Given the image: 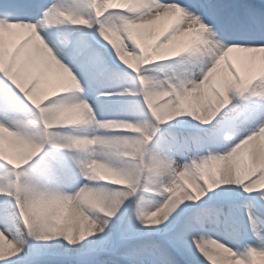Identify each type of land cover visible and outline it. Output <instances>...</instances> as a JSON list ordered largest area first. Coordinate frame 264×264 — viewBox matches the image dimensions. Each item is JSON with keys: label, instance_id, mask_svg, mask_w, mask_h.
<instances>
[{"label": "clouds", "instance_id": "9594fccd", "mask_svg": "<svg viewBox=\"0 0 264 264\" xmlns=\"http://www.w3.org/2000/svg\"><path fill=\"white\" fill-rule=\"evenodd\" d=\"M34 7L14 20L10 0L0 3V25L27 33L21 47L44 58L31 81L0 64V81L26 102L0 119V171L11 177L0 195L12 202L0 226V264H38L37 250L115 249L133 234L160 231L185 205L207 209L192 235L194 259L264 264V5L242 6L248 16L234 27L191 0ZM169 23L148 51L145 37ZM79 42L105 60L103 81L79 69ZM239 55L242 73L231 64ZM224 65L232 78L219 90L213 83ZM224 186L249 194L242 214L212 203Z\"/></svg>", "mask_w": 264, "mask_h": 264}, {"label": "rangeland", "instance_id": "374dc122", "mask_svg": "<svg viewBox=\"0 0 264 264\" xmlns=\"http://www.w3.org/2000/svg\"><path fill=\"white\" fill-rule=\"evenodd\" d=\"M193 3H195L197 6L199 2H202L201 0H191ZM69 3L71 6L75 7L79 5V2L76 0H69ZM170 24V23H169ZM168 24V26H169ZM23 33H14L11 35L10 39H13L12 41L15 43L17 42L20 38L22 40L26 39V35L22 36ZM22 36V37H21ZM162 36H160V32H155V34L151 37L146 36L144 44L151 51V49L156 45V43L161 39ZM11 41V42H12ZM10 42V45H11ZM8 42L0 41V48L1 49H6ZM155 43V44H154ZM32 46V45H31ZM26 46L23 47L22 51L18 53V58L14 61V67L15 69H18L19 71L22 70L23 65L26 67L29 62L36 64L34 66L28 65L29 70L27 73L22 75V77L26 81H31L33 79L39 78L40 77V71L36 72V66L38 62L40 64L44 63V58L41 55L40 57H37L34 61H28L26 59L28 51L26 50ZM7 51V50H5ZM5 58V59H4ZM3 58V65H5L6 62H8L6 56L4 55ZM41 58V59H40ZM241 58V57H240ZM237 61V62H236ZM13 61H9L8 63L11 64ZM42 62V63H41ZM237 66H240L239 61H238V56L233 57L231 59V64L234 66V63ZM238 63V64H237ZM27 64V65H26ZM44 65V64H43ZM24 69V68H23ZM226 76L229 78L232 76H229L231 73V70L228 68L227 65L223 66V70H221ZM237 71V70H236ZM238 72V71H237ZM55 76V75H54ZM50 75L49 79H42L41 84H40V90L41 91H46L48 88L51 86V83L53 81V77ZM31 78V79H30ZM213 87L219 89V90H224L223 87L219 86L217 79L213 83ZM113 106H119V105H113ZM25 108V104L21 102L20 109L19 111H23ZM2 119V118H1ZM4 171H0V186H2L4 179L9 180V177H5ZM2 175V176H1ZM225 190H228L227 188H224ZM234 191H224L221 192L217 198L212 201V203H221L227 202L229 206L232 207L233 211L240 215L243 212V209L239 208L235 204V200H238L241 198L240 194L243 192L241 188L238 186H235ZM249 194L243 193L242 198L245 199ZM252 195H257V194H252ZM5 199L4 196L0 195V200ZM221 204V205H222ZM226 205V204H225ZM261 213L264 214V209H261ZM168 239L169 237L165 235L162 232L159 231H150L146 233L145 235H133L130 236L126 241L120 243L115 249H107V248H102L96 245H89L86 248L83 249H78V247H69L67 249L64 248H56V249H48V250H37V257H38V263L40 262H46V263H51V264H133V261L131 259H125L124 256L121 255V252L127 250L128 254L130 256H135L138 260H142L145 262V264H160V258L159 256L152 250V248L146 245H140L136 244L139 243L140 241L143 240H148V242H152V245L157 244V243H163L168 247L169 249H172L174 251H177L181 256H178V254H175L174 251H169L170 257L173 261V264H190V258L185 256L180 250L172 247L170 244H168ZM136 242V243H135ZM132 246V247H131ZM134 247V248H133ZM133 248V249H132ZM73 253H68L72 252ZM183 257V259H182ZM204 261V264H209L208 261H206L202 256L200 257Z\"/></svg>", "mask_w": 264, "mask_h": 264}, {"label": "snow or ice", "instance_id": "6c2138e0", "mask_svg": "<svg viewBox=\"0 0 264 264\" xmlns=\"http://www.w3.org/2000/svg\"><path fill=\"white\" fill-rule=\"evenodd\" d=\"M9 11L14 20H18L27 19L36 9L29 3V0H13ZM199 11L209 18L215 17V20L225 27L235 26L236 22L226 15L224 8L218 3V0H206V3L199 6ZM4 15L5 13L0 11V19ZM6 22L10 23L11 21ZM74 56L81 71L94 76H97L95 74H99L97 77L101 78V81H103L102 77H105L110 72L103 57L93 51L85 42L78 43ZM3 83L5 87L0 90V114L4 118L16 114L20 109L21 102H24L25 105L26 102L15 88L5 82ZM224 191L234 190H222V192ZM11 203L7 198L0 200V226H3L2 222L9 218ZM206 212L207 209L202 206H182L159 231L171 238L168 239V244L190 258V264H204V261L198 255L195 259L193 258L194 245L192 244V235L205 218ZM119 219L118 217L117 221H113V226L119 222ZM150 247L159 256L160 264H173L168 247L165 244L157 243ZM33 254L35 255V251Z\"/></svg>", "mask_w": 264, "mask_h": 264}, {"label": "bare ground", "instance_id": "6f19581e", "mask_svg": "<svg viewBox=\"0 0 264 264\" xmlns=\"http://www.w3.org/2000/svg\"><path fill=\"white\" fill-rule=\"evenodd\" d=\"M76 1H78L79 2V4L82 2V0H76ZM171 26V24H169V26H168V24H166V25H163V26H160L159 28H157L153 33H151V34H149V35H147L148 37H151V36H153L154 34H155V32H160V36H162L168 29H169V27ZM23 33V35L22 36H27V33H25V32H23V31H14L13 29H11L10 27H5L4 25H0V41H1V39H2V41H4V42H8L7 44V47H6V49H1L0 48V64H2L3 62V58H4V55L6 56V58H7V60H8V62L9 61H13L11 64H14V61L19 57L18 56V53L20 52V51H22V47H21V45L23 44V42L25 41V40H22L21 38L17 41V42H13L12 40L13 39H10L11 37V35H13L14 33ZM21 36V37H22ZM12 41V42H11ZM10 42H11V45H10ZM155 44V43H154ZM26 46V45H25ZM5 50H7V51H5ZM26 50L28 51V53H27V56H26V59L28 60V61H34L35 62V59H37V57H40L41 55H42V53H40V52H38L37 50H35L32 46H31V44H28L27 45V47H26ZM148 51H149V49H148ZM43 56V55H42ZM241 57V58H240ZM5 59V58H4ZM41 59V58H40ZM38 60V59H37ZM238 61H239V64H240V66H237L234 62V67H235V69L238 71V72H241L242 73V71H243V68H244V66H245V64H246V56L245 55H239L238 56ZM8 62H6L5 63V65H8L9 63ZM237 62V61H236ZM42 63V62H41ZM29 64L30 65H32V66H34V65H36V64H33V63H30L29 62ZM28 64V65H29ZM44 64V63H43ZM43 64H40L39 62H38V64H37V66L35 67L36 68V72H38V71H40L39 73H41V71H42V69H43ZM238 64V63H237ZM25 65V64H24ZM23 65V68H22V70L20 71V73H21V75H24L25 73H27L28 72V70H29V67H28V65L25 67ZM28 69V70H27ZM222 70H223V68H222ZM51 75L52 76H54L55 75V71L53 70V72L51 73ZM95 75H99V74H95ZM229 76H232L231 74L229 75ZM232 77H228V76H226L222 71L220 72V74L218 75V77L216 78L217 79V81H218V84H219V86H221V87H223L224 89H225V87H226V82H227V80H229V79H231ZM31 79V78H30ZM55 79V76L53 77V80ZM5 87V84L2 82V81H0V89L2 90L3 88ZM20 112H22V111H18L16 114H18V113H20ZM13 115H15V114H13ZM1 118H3V116H2V114H0V119ZM89 147H95V145H91V146H89ZM6 173H4V174H2V175H5ZM1 175V176H2ZM4 181H6V179H4ZM235 186H224V188H227V189H233ZM242 196V195H241ZM244 200L245 199H241L240 200V204L242 203H244ZM242 209V208H241ZM148 232H150V231H144V232H141V233H136V234H133V235H136V236H138V235H145L146 233H148ZM133 235H131V236H133ZM136 243V242H135ZM136 244H140V245H146V246H149V245H152V242H148V240H143V241H140L139 243H136ZM79 245H76V246H74V247H78ZM71 247H73V246H71ZM132 247V246H131ZM80 247H78V249H79ZM134 248V247H133ZM132 248V249H133ZM73 252H75V251H72V252H68V253H73Z\"/></svg>", "mask_w": 264, "mask_h": 264}]
</instances>
